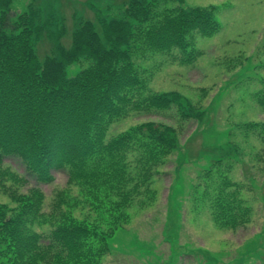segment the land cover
Wrapping results in <instances>:
<instances>
[{
	"label": "trees",
	"instance_id": "obj_1",
	"mask_svg": "<svg viewBox=\"0 0 264 264\" xmlns=\"http://www.w3.org/2000/svg\"><path fill=\"white\" fill-rule=\"evenodd\" d=\"M9 4L0 0V191L9 199L0 201V264H100L111 235L129 221V208L154 199L150 184L177 141L171 124L144 121L107 140L109 125L134 111L176 107L186 118L193 112L177 92L150 91L132 51L145 45L186 52L189 34L209 36L220 24L212 6H178L156 11L160 21L144 26L158 16L157 5L129 0L123 17L80 20L66 46L63 16L43 17L32 6L16 13ZM43 39L50 44L40 58ZM81 58L89 65L68 76L66 67ZM258 96L264 106V92ZM5 156L19 158L43 183L53 180V169L67 171L78 195H69L67 186L56 191L45 212L43 191L21 190L27 180L3 165ZM227 177L210 200L214 221L234 227L249 210ZM210 189L205 185V195ZM77 208L79 217L71 214Z\"/></svg>",
	"mask_w": 264,
	"mask_h": 264
},
{
	"label": "rangeland",
	"instance_id": "obj_2",
	"mask_svg": "<svg viewBox=\"0 0 264 264\" xmlns=\"http://www.w3.org/2000/svg\"><path fill=\"white\" fill-rule=\"evenodd\" d=\"M128 1L10 0L9 7L16 13L32 6L43 17L63 16L67 34L62 41L67 46L80 20L97 23V17H123ZM149 1L157 5L154 15L178 6H212L220 28L209 36L189 34L186 52L145 45L132 51L148 89L177 92L193 112L186 118L176 107L157 113L134 111L109 125L107 140L144 121L171 124L177 141L150 184L154 199L129 208V221L111 235L110 251L100 264H264V106L258 103L264 92V0ZM40 44L42 58L50 43L43 39ZM88 65L81 58L66 67L67 74L73 76ZM2 162L26 178L21 190L43 191L45 212L56 191L67 186L68 194L76 196L80 190L68 183L65 170L53 169V180L43 183L16 156H5ZM210 166L212 171L207 170ZM134 173L137 176L139 169ZM226 175L237 183L232 188L236 199L249 210L246 220L234 227L214 221L210 200ZM207 184L211 195L204 193ZM8 200L0 191V201ZM79 212L77 208L71 214L79 217ZM4 259L0 253V261Z\"/></svg>",
	"mask_w": 264,
	"mask_h": 264
}]
</instances>
